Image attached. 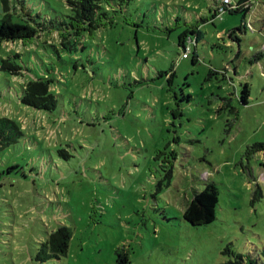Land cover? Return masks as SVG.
Returning a JSON list of instances; mask_svg holds the SVG:
<instances>
[{"label": "rangeland", "instance_id": "1", "mask_svg": "<svg viewBox=\"0 0 264 264\" xmlns=\"http://www.w3.org/2000/svg\"><path fill=\"white\" fill-rule=\"evenodd\" d=\"M24 1L32 21L22 6L13 21L69 13L68 0ZM215 1L130 0L73 53L47 46L61 40L49 30L39 45L15 43L26 69L0 70V116L24 135L0 150V264H115L117 251L127 264H218L264 249V0H252L239 42L226 33L240 13L202 23ZM198 24L200 60L178 59V34ZM226 63L225 76L209 71ZM172 65L169 88L158 71ZM46 75L56 108L23 105V85ZM207 182L215 219L195 226L183 211ZM60 225L72 229L67 254L38 259Z\"/></svg>", "mask_w": 264, "mask_h": 264}, {"label": "trees", "instance_id": "2", "mask_svg": "<svg viewBox=\"0 0 264 264\" xmlns=\"http://www.w3.org/2000/svg\"><path fill=\"white\" fill-rule=\"evenodd\" d=\"M130 0H68L69 13L63 18L51 21L48 23L36 22L35 26L29 23H19L13 21L12 14L17 17L24 18L23 14H19L20 6L22 10L27 11V15L31 20L30 10L26 8L24 0H0V70L10 73L14 76H22L23 71L26 69L17 62L20 58V52L15 48V43L27 41H34L36 45L40 43L35 42V38L41 29L49 30V32L57 33L61 40L59 44L48 43L47 46H51L54 50H57V46L69 53L76 52L79 49H83L85 44V34L92 35L93 30L101 28L106 22L110 21L111 13L114 16L117 12L123 11L125 5ZM252 0H232L229 4L231 7L226 13H240L241 25L236 29H232L226 33L230 40L233 42H239L240 39L236 35L235 31L245 33L249 26L246 24V16L251 11ZM222 4V0H216L211 4L209 12L211 13L207 19L202 20L204 22H212L215 20H221L216 15V7ZM118 7V8H116ZM225 13V14H226ZM112 16V17H113ZM111 17V18H112ZM199 24L190 28H185L177 36V47L181 50L178 59L181 58V54L187 47H189L188 56L191 53V62L196 63L200 60L199 55L196 52L197 43L203 40V32L199 28ZM44 45V44H42ZM195 47V49L193 48ZM194 50V51H193ZM240 53V50L235 54ZM186 57V58H187ZM185 59V58H182ZM234 60V59H232ZM219 68L209 69L211 73H223L224 76L229 72L230 65L219 64ZM171 69L158 71V76H165L168 87L172 86L173 77L175 75ZM55 78L46 75L45 77H39L26 82L22 87V94L19 101L28 107L36 110L50 112L56 108L57 100L54 93H52V83ZM168 88V89H169ZM236 95L237 90L235 87ZM249 90L247 84H244L240 91L239 99L247 104ZM24 135L21 125L14 119L0 116V150L5 149L11 145L16 144ZM260 147L264 144H255ZM167 166L165 178V186H169L172 181V162H169ZM218 203V190L214 183L207 182L201 191H197L193 194L192 198L188 201L183 211V218L188 223L198 226L212 222L215 219V208ZM72 238V229L66 225H60L55 230L47 234L40 244L37 258L45 260L47 258H60L68 252L69 243ZM128 257L126 253L116 252L115 264H127ZM218 264H264V249L255 254H242L237 253L234 257L229 258Z\"/></svg>", "mask_w": 264, "mask_h": 264}, {"label": "built area", "instance_id": "3", "mask_svg": "<svg viewBox=\"0 0 264 264\" xmlns=\"http://www.w3.org/2000/svg\"><path fill=\"white\" fill-rule=\"evenodd\" d=\"M232 0H222V4H220L218 7H216V15L219 19H222V16L226 13L228 9H230V3ZM189 53V47L186 48L181 54V58H186Z\"/></svg>", "mask_w": 264, "mask_h": 264}, {"label": "crops", "instance_id": "4", "mask_svg": "<svg viewBox=\"0 0 264 264\" xmlns=\"http://www.w3.org/2000/svg\"><path fill=\"white\" fill-rule=\"evenodd\" d=\"M254 6H255V5H254ZM249 13H250V12H249ZM249 13H248V15H250ZM224 15H225V14H224ZM248 15H247L246 17H248ZM222 18H223V16H222Z\"/></svg>", "mask_w": 264, "mask_h": 264}]
</instances>
